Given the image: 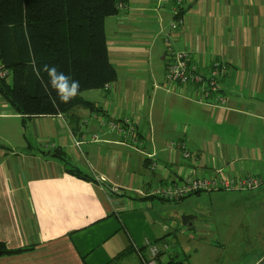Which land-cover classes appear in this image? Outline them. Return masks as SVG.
<instances>
[{"label":"crops","instance_id":"1","mask_svg":"<svg viewBox=\"0 0 264 264\" xmlns=\"http://www.w3.org/2000/svg\"><path fill=\"white\" fill-rule=\"evenodd\" d=\"M174 2L128 0L123 10L106 17L118 78L110 90L82 92L100 110L77 105L67 118L29 117L16 113L0 94V240L10 248H25L0 256V264H105L130 244L140 255L147 241L165 242L166 224L160 220L165 200L138 190L175 180L182 168L190 167L178 150H168L173 139L184 138L200 157L194 166L200 174L220 167L241 177L264 174V0H183L185 22L173 29ZM158 38L165 44V70L173 52L181 50H189L202 70L213 59L229 63L221 78L227 107L212 108L168 90L165 80H153L148 61ZM159 89L180 95V120L164 119L155 111ZM174 108L165 97V110ZM93 112L140 120L165 171L151 170L147 155L92 118ZM86 130L101 139L77 146L74 136L80 138ZM58 150L106 181L70 173L54 153ZM114 185L121 192L112 193ZM250 192L255 205L264 202V184ZM166 254L159 256L161 262L173 257L164 260ZM263 261L264 253L254 264ZM125 264L141 262L133 254Z\"/></svg>","mask_w":264,"mask_h":264},{"label":"trees","instance_id":"2","mask_svg":"<svg viewBox=\"0 0 264 264\" xmlns=\"http://www.w3.org/2000/svg\"><path fill=\"white\" fill-rule=\"evenodd\" d=\"M118 1L0 0V61L10 70L9 77L0 78V94L11 103L16 113L29 117L62 113L67 118L77 105L100 110L81 93L103 88L107 82H115L118 78L117 68L110 59L105 31L106 17L120 11ZM183 14L184 10L180 8L176 15ZM45 65L54 66L71 80L79 81V94L69 103L59 101L50 83L47 92L42 87L40 77L44 82L49 81V75L44 71ZM34 68L39 69L40 77ZM54 153L64 160L70 173L97 181L95 176L73 164L62 151ZM201 192L198 190L189 195ZM160 239L155 242H160ZM147 248L144 246L140 253L146 256ZM24 249L10 248L0 240V256ZM133 254L143 264L141 255L132 244L105 264H125ZM159 262L185 264L184 260L174 257L167 262Z\"/></svg>","mask_w":264,"mask_h":264},{"label":"rangeland","instance_id":"3","mask_svg":"<svg viewBox=\"0 0 264 264\" xmlns=\"http://www.w3.org/2000/svg\"><path fill=\"white\" fill-rule=\"evenodd\" d=\"M164 53V41L158 38L148 67L153 80L160 84L165 80ZM177 95L161 89L155 93V111L164 119L166 116L171 121H178L183 117ZM167 96L175 105L168 111L165 110ZM250 191H202V195L195 193L178 202L160 201L165 205V218L160 220L166 224L165 243L168 245L164 260L173 256L184 260L185 264H254L264 253V202L255 205ZM260 199L264 200V193ZM185 214L195 215L187 225L182 220Z\"/></svg>","mask_w":264,"mask_h":264},{"label":"built area","instance_id":"4","mask_svg":"<svg viewBox=\"0 0 264 264\" xmlns=\"http://www.w3.org/2000/svg\"><path fill=\"white\" fill-rule=\"evenodd\" d=\"M128 0H119L117 8L121 11L127 6ZM183 0H175L172 10L175 12V18L171 21L173 29L184 24L185 17L176 15L182 5ZM171 49V47H170ZM229 63L224 60L213 59L208 64V70L199 68L198 62H195L189 50L174 51L171 55L165 70L164 86L171 91L178 92L187 98L205 103L212 108L227 107V98L222 87L221 78L227 74ZM10 76V70L0 61V78ZM114 82H107L105 90H110ZM61 116H64L60 113ZM92 118L98 119L101 124L106 125L111 131L118 133L123 137V142L139 150L149 158L150 169L156 172L165 171V166L156 158L155 144L152 138L145 137L141 132L140 120H135L131 116L115 118L109 115L92 113ZM100 140L99 133L86 130L81 133L80 138L74 136L77 146L86 140ZM169 151L178 150L181 157L190 167L182 168L175 180L165 183H157L149 190L141 191V194L156 196L168 201L178 202L190 193L195 191H215V190H253L264 184V174H248L241 177L237 174H231L223 170L222 167L216 169L212 174H200L194 166L200 162V157L195 155L187 146L184 139H173L167 142ZM99 183H104L106 177L103 174L95 176ZM112 193L121 192L119 186L109 187ZM146 246V256L141 254L143 264H160L159 256L164 252L168 245L163 243L148 242Z\"/></svg>","mask_w":264,"mask_h":264},{"label":"clouds","instance_id":"5","mask_svg":"<svg viewBox=\"0 0 264 264\" xmlns=\"http://www.w3.org/2000/svg\"><path fill=\"white\" fill-rule=\"evenodd\" d=\"M34 71L38 77H40L39 69H35ZM44 71H46L49 75V81L44 82L43 77H40L42 87H44L45 91H48L49 83L51 84L52 89L56 91V94L59 98V101L62 103H69L73 100L78 94L80 89V83L77 80H71L67 75L63 72H58L57 69L52 66L49 67L47 65L44 66Z\"/></svg>","mask_w":264,"mask_h":264},{"label":"water","instance_id":"6","mask_svg":"<svg viewBox=\"0 0 264 264\" xmlns=\"http://www.w3.org/2000/svg\"><path fill=\"white\" fill-rule=\"evenodd\" d=\"M194 218H195V215H192V214H185V215H183V217H182L183 224L187 225Z\"/></svg>","mask_w":264,"mask_h":264},{"label":"bare ground","instance_id":"7","mask_svg":"<svg viewBox=\"0 0 264 264\" xmlns=\"http://www.w3.org/2000/svg\"><path fill=\"white\" fill-rule=\"evenodd\" d=\"M153 242H155V241H153ZM155 243H158V242H155ZM167 244V243H166Z\"/></svg>","mask_w":264,"mask_h":264}]
</instances>
